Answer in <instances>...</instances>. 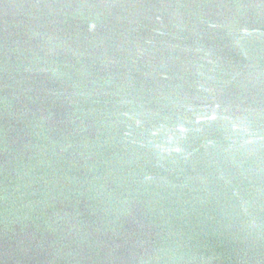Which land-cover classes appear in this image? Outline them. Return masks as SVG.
I'll return each instance as SVG.
<instances>
[{
	"label": "water",
	"instance_id": "obj_1",
	"mask_svg": "<svg viewBox=\"0 0 264 264\" xmlns=\"http://www.w3.org/2000/svg\"><path fill=\"white\" fill-rule=\"evenodd\" d=\"M0 264H264V0H0Z\"/></svg>",
	"mask_w": 264,
	"mask_h": 264
}]
</instances>
